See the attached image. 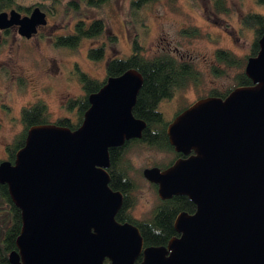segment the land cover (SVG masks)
Wrapping results in <instances>:
<instances>
[{
	"label": "water",
	"instance_id": "1",
	"mask_svg": "<svg viewBox=\"0 0 264 264\" xmlns=\"http://www.w3.org/2000/svg\"><path fill=\"white\" fill-rule=\"evenodd\" d=\"M46 23L34 5L0 11V30L29 38ZM243 65L251 84L225 96H201L177 112L165 132L184 156L143 167L160 199L185 195L194 211L173 218L177 235L144 246L137 227L114 215L122 202L108 186V148L137 138L145 122L131 107L141 74L127 68L88 95L73 129L32 124L0 182L20 210L12 264H264V33Z\"/></svg>",
	"mask_w": 264,
	"mask_h": 264
},
{
	"label": "rangeland",
	"instance_id": "2",
	"mask_svg": "<svg viewBox=\"0 0 264 264\" xmlns=\"http://www.w3.org/2000/svg\"><path fill=\"white\" fill-rule=\"evenodd\" d=\"M213 0H151L138 8L128 0H103L96 5L90 0H15L21 7L39 6L46 13V23L29 38L19 36L14 27L0 30V159H5L4 145L21 128L19 111L36 100L46 104L48 120L60 115L73 117L64 107L69 97L81 92L74 74L75 66L91 77L102 79L106 60L111 56L126 57L133 37L143 45L144 54L167 52L190 61L198 73L195 83L173 92L169 100H160L158 109L165 119L174 110L210 90L224 91L235 85L234 76L242 71L253 34L241 23L247 12L264 14V3L257 0H223L225 10H216ZM22 13V9L19 10ZM92 18L103 22V30L82 37L74 47L55 46L54 35L73 29L77 19L85 23ZM195 29V34L185 30ZM103 46V56L86 55L90 46ZM216 48L231 51L242 60L240 65H227L214 57ZM125 157L130 176L135 182L134 203L130 214L146 216L158 201L156 189L142 174L143 167L167 163L173 152L131 144ZM10 221L8 204L0 205V242Z\"/></svg>",
	"mask_w": 264,
	"mask_h": 264
},
{
	"label": "trees",
	"instance_id": "3",
	"mask_svg": "<svg viewBox=\"0 0 264 264\" xmlns=\"http://www.w3.org/2000/svg\"><path fill=\"white\" fill-rule=\"evenodd\" d=\"M90 1L98 5L103 0ZM148 1L151 0H128V3L130 7L138 8ZM257 1L264 3V0ZM212 4L216 10H225L223 0H213ZM12 7L18 11L22 9L21 14L27 13L31 8L28 6L21 7L15 3V0H0V11L9 10ZM241 23L251 27L253 34L249 52L244 58L245 63L246 58L255 55L258 50L257 40L264 33V14L256 11L247 12L241 17ZM7 30L4 29L3 31L7 32ZM102 30L103 22L99 18H92L88 23H85L83 19H77L70 32L54 35L52 43L55 46L72 48L78 44L82 37L95 36ZM185 31L189 34L197 32L195 29ZM103 53L102 45L90 46L86 50V55L92 59H100ZM214 57L217 61L224 62L227 65H240L242 63L240 58L224 48H216ZM74 68H76L74 74L80 83L81 92L75 97L67 98L64 102V107L72 112L73 117L65 114L56 117L52 121L54 124L66 126L70 129L75 128L80 123L82 114L89 105L88 95L96 91L107 77L118 75L127 68H134L141 74V84L136 93L131 112L133 116L142 119L145 125L139 137L130 138L119 146L108 148L107 184L111 189L119 190L122 194V202L114 215L115 219L119 222L128 221L133 223L142 237L144 246L165 244L170 237L177 235L172 223L175 214L179 211L193 212L194 204L187 196L174 194L165 199L159 198L146 216L142 218L133 217L130 214V208L134 203L132 190L135 187V182L130 176L131 165L125 157V152L131 144L173 152V157L167 163L157 164L160 168L170 164L177 156L181 155L180 152L174 151L168 142L165 127L169 119L163 117L158 109V103L161 99L170 97L174 91L186 87L189 82L195 83L198 79L196 69L190 61L178 59L167 52L146 56L143 45L135 37L131 40V51L126 57L111 56L106 60L102 79L91 77L76 66ZM234 79V86L250 84V79L243 71L235 74ZM233 87L224 91L213 89L208 92V95L223 97ZM185 106L186 104L176 112H179ZM19 120L22 128L14 134L9 143L4 145L5 159L10 162H12L16 150L24 142L26 129L32 124L49 121L46 104L41 100H36L27 106H22L19 111ZM152 185L155 188V184L152 183ZM4 203L8 204L10 221L0 242V264H12L8 259V253L16 249L14 241L21 227L20 210L11 201L6 184L0 182V205ZM103 264H108V259L105 258Z\"/></svg>",
	"mask_w": 264,
	"mask_h": 264
},
{
	"label": "flooded vegetation",
	"instance_id": "4",
	"mask_svg": "<svg viewBox=\"0 0 264 264\" xmlns=\"http://www.w3.org/2000/svg\"><path fill=\"white\" fill-rule=\"evenodd\" d=\"M178 59H180V57H178ZM242 71H243V69H242ZM244 73V72H243ZM250 84H251V80H250ZM206 95H208V93L206 94ZM206 95H203V96H206ZM173 97V94L170 96V97H167V98H163V99H161V100H169V99H171ZM200 97V96H199ZM220 97V96H219ZM187 105V104H186ZM178 110V109H177ZM177 110H174V113L172 114V117L177 113L176 111ZM171 117V118H172ZM170 118V119H171ZM179 156H184L182 153H181V155H179ZM179 156H177V157H179ZM155 189H156V185H155ZM159 198V197H158ZM136 218V217H135ZM139 259H140V257H138V259H136L135 260V264L139 261ZM109 264V263H108Z\"/></svg>",
	"mask_w": 264,
	"mask_h": 264
}]
</instances>
